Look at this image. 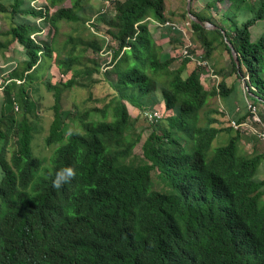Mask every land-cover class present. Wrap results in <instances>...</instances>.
<instances>
[{"label": "trees", "instance_id": "obj_1", "mask_svg": "<svg viewBox=\"0 0 264 264\" xmlns=\"http://www.w3.org/2000/svg\"><path fill=\"white\" fill-rule=\"evenodd\" d=\"M66 1L40 7L33 0L0 1V11L10 3L13 19L0 52L18 42L25 55L2 69L8 78L0 113V264H264V151H247L242 131L230 121L217 125L210 98L233 90L222 77L208 89L206 67L195 62L187 72L192 57H162L149 21H177L167 15L166 0H109L110 6L102 0L112 14L102 17L104 30L92 23L101 35L90 31L85 0H71L68 7ZM219 1L192 9L202 23L187 8L185 31L193 26L204 49L192 50L179 29L184 46L210 61L222 48L264 115V31L254 38L252 30L264 21V0H230L223 12L229 25L211 13ZM64 22L75 27L60 45L55 35ZM104 49L111 54L103 69L113 88L110 102L64 107L71 88L97 83L89 81L101 70L96 55ZM55 65L66 79L52 80ZM41 83L55 98L46 137L55 147L49 165L33 146L40 118L33 93ZM156 104L164 111L160 118L153 115ZM130 107L151 119L145 138ZM64 166L76 175L54 188V172Z\"/></svg>", "mask_w": 264, "mask_h": 264}, {"label": "rangeland", "instance_id": "obj_2", "mask_svg": "<svg viewBox=\"0 0 264 264\" xmlns=\"http://www.w3.org/2000/svg\"><path fill=\"white\" fill-rule=\"evenodd\" d=\"M0 1H3V0H0ZM207 1L208 0H192L191 1V11H192V9L195 10L196 12L203 11L204 7L208 4ZM209 1H211V0H209ZM33 3L37 6H42V5H45L47 3V0H35V1H33ZM217 4H218V10L217 11L213 8L210 9L211 13L214 14L215 21H217V22L225 21V23L229 25L230 21L223 17V12L230 8V6L232 5V1L220 0ZM64 5L66 7L71 6L72 5L71 0H67ZM84 5H85V12H86V13H83L84 16H87V14H91V16L93 18V20L91 22L88 21V26L91 29L90 31H93L96 34L101 35V33L97 31V28L95 26L94 27L92 26V23H98L100 28L102 30H104L105 29V23L103 22L102 17L111 15L112 14L111 13L112 7H109V9H107V11L100 12L102 10V7H103L102 6L103 5L102 0H85ZM3 6H4V4H3ZM5 7H6L5 11H0V39L6 38V36H4L3 34L10 28V26L12 24L11 22L13 21V19H11V15H10L11 9H12L10 3L9 2L5 3ZM166 8H167V13H168L167 15H169V17L171 19L177 20L176 22H178V24L182 25V30L184 31L186 36H188L192 40L191 49L193 50V48L195 47L198 50H200V49L203 50L204 46L200 42L201 40L196 38L197 32L193 31V29H194L193 26L190 28L188 27V31H185V27L183 26L185 23L184 20L187 19V16H185L186 10H187V0H166ZM73 24L74 23L70 24L67 22L61 23L60 32H59V34L55 35V37L59 40L60 45H62L64 43L65 39L69 35V32H72V30L74 29L75 26ZM150 24H152V25H150ZM48 27H49V25H48ZM48 27L46 28L47 31H48ZM149 27H151V31L153 32V34L155 35L156 38L159 35H160L159 39H160V37H165V36H167L168 38L170 37L169 40H162L161 41V39H160L161 45L163 47L162 57L164 59L170 57L171 55H176L177 57H183V54L185 55L184 50L187 47L184 46V41L182 39V35H184V34L181 32V30L178 31L175 29H171L170 27H167V26L162 27V25L160 24V22L158 20H156V22H155V20H152V21L150 20L149 21ZM252 30H253L254 38H257L264 31V21H259L254 27H252ZM83 31H84V35H86L88 37L91 36L90 35L91 32L89 31V29L86 28ZM54 32H55V30H53L51 28L47 38H44L43 36H41V37L44 39H47V41H51ZM35 37H37V36L35 35ZM173 38L177 39V42H175V40L172 42ZM221 49L222 48H219L215 52V55L217 56L218 59L222 58V54L224 53L221 51ZM106 51H107V49H104L103 54H98V55L95 54L96 57H98V59L101 62V70H100V72L93 74V76L91 78L92 80L89 81V83H92L94 81H97V83L92 84L91 87L90 86H88V87L75 86V87L71 88L70 91L66 92V96L65 95L63 96V106L64 107L72 108L73 110H77L78 107H80L82 109L91 108V107H104L107 103L110 102V100L112 98L113 88L111 87L110 83L107 81V77H108L107 71L108 70L105 71L103 69H105V67L108 65V62H105V61H107L108 57L109 58L111 57V54L109 51L108 52H106ZM89 54L91 56L94 55L91 50H89ZM24 58H25V55L23 54V46L21 44H19L18 42H15L12 44V48L10 50L5 51V52H1L0 60H1L2 64H6L5 65L6 69L10 70L14 64L21 63V61ZM180 62H181V59L179 60V62L176 63V66L180 65L179 64ZM196 63H197V61H196ZM196 63L193 60V62H191L189 64V68L187 69V72H190L191 70H193L195 68V66L197 65ZM212 63L218 69V64L214 63V62H212ZM111 67L112 66L109 65L108 69L110 70ZM2 69H4V68H2ZM51 74L53 75V77H52L53 81H59L61 79H66L65 76H62L58 66H56V65L51 70ZM7 78H8L7 73H5L4 76H0V99L1 98L4 99L3 85H5V80ZM233 95H235V96L237 95V90L235 92H232L230 95H226L225 97L221 94L220 95L215 94L216 99H215V101L209 103L208 109L209 108H211V109L215 108L218 111V113H222V111L224 109L228 110L226 105L224 106V100L228 99L229 97H230V99L233 98ZM33 96H34L35 100L37 101V110H39V114H40V118L39 119L36 118L35 125L38 126L39 130L35 134L33 146H34L35 153L44 159L45 165H49L50 164L49 162L51 160V156H52V153H53L55 147H54V145H48L47 144L46 137L49 134L50 124H51L53 117H54L53 104L55 102V98L53 96V93L51 91H49L43 83L39 84V87L33 93ZM211 99H213V96ZM249 102H253V100L249 99ZM155 108H156L155 112H159L162 115L164 114V111H161L158 109V108H162L161 104H156ZM129 110H130L131 114L135 117H138V114H139V118L137 120V127H138L139 131H143V138H145L151 131V128L149 126L151 119L147 118V115L145 113H140L137 109L130 107ZM228 113H229V111L225 112L226 116ZM220 116H221V118H219L217 116L219 118V122H220V123L217 122V125L220 124L221 126H225V127L230 126V125H228V121L231 122V119L229 118V116H227L228 118L225 117L226 119H224L222 117L223 114ZM233 117H234L233 114H231V118H233ZM221 140H222V137H221ZM243 140H245V142ZM220 142L221 141H220V137H219L216 139L215 144L217 145ZM241 144L244 145V148L247 151H254V150L255 151H264V141H262L255 134L243 133V138H242ZM135 152L137 154L142 152L141 143L138 144V146L135 148ZM259 174L264 175V160H263L262 165H260ZM2 177H3V172L0 168V179ZM155 187L157 189H164V185H161L160 183L156 184Z\"/></svg>", "mask_w": 264, "mask_h": 264}, {"label": "crops", "instance_id": "obj_3", "mask_svg": "<svg viewBox=\"0 0 264 264\" xmlns=\"http://www.w3.org/2000/svg\"><path fill=\"white\" fill-rule=\"evenodd\" d=\"M152 25V24H150ZM151 29V27H150ZM169 29V28H168ZM155 36V35H154ZM160 36V35H159ZM159 36L156 38L157 41L161 44V41L162 40H169L170 37L168 38L167 36L165 37H160L159 39ZM21 48V47H20ZM0 57H1V52H0ZM212 62L214 63H217L218 64V70H219V73H220V76L222 77L223 81L226 82L227 84V87L228 88H232V92H235L237 90V95H233V98L230 99V97L226 100H224V106L226 105L227 109L228 110H223L222 113H218V112H214V111H217V110H214L213 108V111H212V114L214 115H217L219 118H221L220 115L223 114V118L226 119L228 118L227 116H230L231 117V114H233V118H237V119H242L243 116L246 114V112L248 111V102H249V99L246 95V92L244 90V82L241 78H238L236 74H234L232 71H231V66H230V60L228 59L227 57V54L226 53H223L222 54V58L218 59L216 55H214V57L212 58ZM6 64H2L1 60H0V76H4L5 73L7 72V70H2V68L6 69L5 67ZM205 85L207 86L208 89H213L212 86H213V81L211 79V77L209 75H206V77H204L203 79ZM230 92V94L232 93ZM228 94V95H230ZM226 96V95H225ZM224 96V97H225ZM212 98V96H211ZM210 98V99H211ZM216 99V96L213 95V99H211L209 101L210 102H213L215 101ZM2 101H3V98L0 99V113H1V110H2ZM211 109V108H209ZM229 111V115L227 114V116H225V112ZM220 114V115H219ZM246 116V115H245ZM226 117V118H225ZM218 118V119H219ZM218 123L219 120H218ZM245 142V140H243Z\"/></svg>", "mask_w": 264, "mask_h": 264}, {"label": "built area", "instance_id": "obj_4", "mask_svg": "<svg viewBox=\"0 0 264 264\" xmlns=\"http://www.w3.org/2000/svg\"><path fill=\"white\" fill-rule=\"evenodd\" d=\"M35 1V0H34ZM111 1H106V5L110 6ZM33 5H35L32 2ZM40 7V6H38ZM102 11H106L105 9H102ZM155 20V19H151ZM156 22V20H155ZM160 22V21H159ZM162 27L167 26L171 29L179 30L182 29V26L176 22L167 20L165 23L160 22ZM181 27V28H180ZM185 55H189L192 57V59L197 64L206 67L207 75H209L213 81V84L215 86H219V83L221 81V76L217 72V70L213 67L212 62L208 59H202L200 58L199 54L191 53L190 49L187 47L184 50ZM156 117H159V113L155 112L153 113ZM231 125L236 129L242 131V133L246 134H255L257 137H259L262 141H264V115L260 112L259 107L254 102L248 103V111L246 112V116L242 120H238L236 118L231 119Z\"/></svg>", "mask_w": 264, "mask_h": 264}, {"label": "clouds", "instance_id": "obj_5", "mask_svg": "<svg viewBox=\"0 0 264 264\" xmlns=\"http://www.w3.org/2000/svg\"><path fill=\"white\" fill-rule=\"evenodd\" d=\"M159 115L160 116L157 117V118H160L162 116L161 113H159ZM229 118L232 119L230 116H229ZM75 175H76V172H75V170H74V168L72 166L61 167V168L57 169L54 172V176H53V179H52V186L54 188H61L62 186H64L67 183H69L74 178Z\"/></svg>", "mask_w": 264, "mask_h": 264}, {"label": "water", "instance_id": "obj_6", "mask_svg": "<svg viewBox=\"0 0 264 264\" xmlns=\"http://www.w3.org/2000/svg\"><path fill=\"white\" fill-rule=\"evenodd\" d=\"M191 1H192V0H188V5H187V8H188V12H189L190 17H191L193 20L202 23L201 20L191 12ZM207 26H208L209 28H215V27H217L216 25H212V24H208ZM229 45H230V47H231V49H232V54H233V56H234V58H235L237 64L239 65L238 52H237L235 46H234L231 42H229Z\"/></svg>", "mask_w": 264, "mask_h": 264}]
</instances>
